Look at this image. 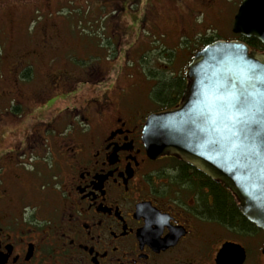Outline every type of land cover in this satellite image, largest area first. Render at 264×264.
<instances>
[{
	"label": "flooded vegetation",
	"instance_id": "flooded-vegetation-1",
	"mask_svg": "<svg viewBox=\"0 0 264 264\" xmlns=\"http://www.w3.org/2000/svg\"><path fill=\"white\" fill-rule=\"evenodd\" d=\"M66 9L96 26L106 15L118 46L138 26L162 41L194 35L202 9L208 33L186 57L224 40L210 27L223 28L227 14L222 0H0V264H236L218 261L226 243L245 250L241 264H264V232L241 212L239 224L224 225L212 209L213 190L230 191L175 157L148 155V118L182 96L167 107L146 80L56 110L101 72L78 76L51 59L69 34ZM35 19L38 29L27 35ZM252 39L232 24L229 40ZM166 46L148 60L151 73L183 66L185 56ZM137 49L156 51L145 40Z\"/></svg>",
	"mask_w": 264,
	"mask_h": 264
},
{
	"label": "water",
	"instance_id": "water-1",
	"mask_svg": "<svg viewBox=\"0 0 264 264\" xmlns=\"http://www.w3.org/2000/svg\"><path fill=\"white\" fill-rule=\"evenodd\" d=\"M233 33L264 45V0H243ZM185 76L179 105L148 118V155L175 157L222 184L264 232V52L239 40H218L195 54ZM245 258L232 243L218 254L220 263Z\"/></svg>",
	"mask_w": 264,
	"mask_h": 264
},
{
	"label": "rangeland",
	"instance_id": "rangeland-1",
	"mask_svg": "<svg viewBox=\"0 0 264 264\" xmlns=\"http://www.w3.org/2000/svg\"><path fill=\"white\" fill-rule=\"evenodd\" d=\"M227 8L226 22L222 27H210L214 29H220L223 34L221 38L224 40H229L232 34V24L238 13V10L243 2V0H222ZM71 9H66L63 14H61V20L66 19L69 21L68 29L69 34L66 35V40L64 42L61 40V44L56 48L57 52L51 57L56 59L55 66L61 67V65H66L71 72L80 76L84 72L89 71L93 68H98L101 72L97 73L95 77H87L85 80L88 81V85L85 86V82L80 84L78 89L71 92V97L67 99L66 102H57L56 110L59 111L61 108L66 106L69 107H80L85 104V100L89 98H94L99 96V93L104 92L106 89L113 90V88L124 87L131 85V83H143L146 81V76L148 77V83H151L153 75H160L161 79L173 80L175 77L185 73L188 64L192 61L193 56L186 57L184 52L190 50V47L195 44L200 43V40L205 37L208 33V25L203 26L204 18L203 15L200 16L196 14V21L200 25L198 33L190 36H184L183 38H176L175 33L168 35L167 39L161 36L151 35L147 33L139 34L138 29H136V35L129 40L123 41L121 46L116 45L118 41L111 36L110 31V21L104 16L103 20H99L98 26L93 23L90 25L86 20H80L73 16L70 12ZM38 19H35L31 24L25 25V33L27 35L35 34L38 29ZM222 28V29H221ZM211 33V32H210ZM142 40L147 41L150 44V49L153 47L156 51L146 54V50L137 49L141 44ZM165 40V42H164ZM1 42H4L0 38ZM141 41V42H140ZM166 41L169 45L173 44V53L184 55L183 66H168L161 67V73L157 70L152 69L153 73H149V66L147 65L148 60L157 61V57H160L162 53L167 50ZM132 54L133 57H129L128 54ZM138 54H144V56H137ZM129 58L131 61H129ZM149 62V63H150ZM138 69H135L134 66ZM144 67V69H143ZM42 68V67H41ZM156 69L157 67H152ZM146 69V71H144ZM43 71L40 73V78H43ZM152 74V76H151ZM153 76V77H154ZM103 81L101 86H97V82ZM155 82V81H154ZM156 83V82H155ZM151 86L153 84H150ZM139 99L145 96L142 92L138 94ZM263 236H259V249L262 246ZM248 244V243H247Z\"/></svg>",
	"mask_w": 264,
	"mask_h": 264
},
{
	"label": "trees",
	"instance_id": "trees-1",
	"mask_svg": "<svg viewBox=\"0 0 264 264\" xmlns=\"http://www.w3.org/2000/svg\"><path fill=\"white\" fill-rule=\"evenodd\" d=\"M210 42L211 40L208 41V43ZM244 42H246L252 50L264 52V45L260 41L256 39H252L251 42L250 41L249 42L244 41ZM144 71H146V69ZM153 76L150 78H152V80L155 81L156 83L153 82L154 84L151 87L150 93L152 96L157 97V98H166L167 107H168V104L170 103L171 98H174V97L180 98L183 95V92L187 84L185 73L175 77L173 80H167V79L165 80V78L161 79V74L155 75L154 77ZM199 174L202 177L206 178L207 180L212 181L210 178H208L204 174L202 173H199ZM220 187L221 186H219V188ZM219 188L217 187L216 190H213L215 201H214V206L212 207V209L216 217H218L224 225H231L233 227L241 222L243 215L238 210L231 193L230 192L224 193Z\"/></svg>",
	"mask_w": 264,
	"mask_h": 264
}]
</instances>
